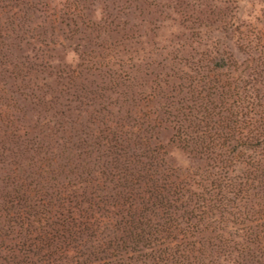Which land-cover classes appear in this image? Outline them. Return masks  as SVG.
Here are the masks:
<instances>
[{
    "label": "trees",
    "instance_id": "obj_1",
    "mask_svg": "<svg viewBox=\"0 0 264 264\" xmlns=\"http://www.w3.org/2000/svg\"><path fill=\"white\" fill-rule=\"evenodd\" d=\"M233 28L215 30L217 39L228 31L241 40ZM209 32L183 26L169 44L189 49L183 68L170 67L176 81L152 80L140 99L155 101L163 83L159 107L140 109L132 129L111 124L83 142L103 151L94 174L63 177L49 152L35 160L39 141L20 142L14 129L10 142L28 156L26 171L10 177L19 183L0 195L12 244L5 264H264V45L246 42L259 53L241 62L204 43ZM163 125L196 163L185 172L154 136Z\"/></svg>",
    "mask_w": 264,
    "mask_h": 264
},
{
    "label": "rangeland",
    "instance_id": "obj_2",
    "mask_svg": "<svg viewBox=\"0 0 264 264\" xmlns=\"http://www.w3.org/2000/svg\"><path fill=\"white\" fill-rule=\"evenodd\" d=\"M0 21L5 23L0 30V195L19 183L12 175L27 169L28 154L22 157L10 142L14 129L20 142L39 141L35 160L49 152L50 169L63 177L74 168L94 174L103 151L83 142L93 143L111 124L132 129L148 106L163 103L169 88L163 83L155 88V93L162 90L155 101L140 99L152 80L181 75L170 67L183 68L178 64L189 47L174 51L169 44L181 37L183 26L209 28L204 43L226 48L241 62L248 51L253 57L259 53L243 47L246 42L264 45V0H0ZM230 27L241 40L228 31L217 39L215 30ZM154 134L170 166L185 172L196 164L170 143L168 125ZM6 228L0 213V264L12 246Z\"/></svg>",
    "mask_w": 264,
    "mask_h": 264
}]
</instances>
